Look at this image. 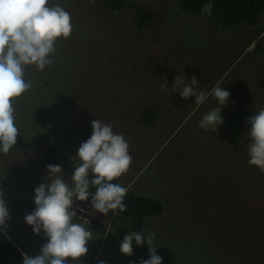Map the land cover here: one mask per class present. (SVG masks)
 Returning <instances> with one entry per match:
<instances>
[{
    "label": "rangeland",
    "instance_id": "rangeland-1",
    "mask_svg": "<svg viewBox=\"0 0 264 264\" xmlns=\"http://www.w3.org/2000/svg\"><path fill=\"white\" fill-rule=\"evenodd\" d=\"M61 1L86 13L88 18H78L89 24L82 28L71 18L78 27V32L72 27L74 41L64 38L57 50V40L55 63L46 71L54 73L57 64L68 68L69 78L82 85V97L72 93L78 104L56 129L51 119L38 126L22 121L21 97L14 99L16 125L25 129L27 143L0 154V191L10 215L0 228V243L8 236L24 253L39 254L47 238L25 221L36 207L35 188L46 182L38 161L54 145L70 182L71 158L99 119L112 122L130 144L132 164L116 181L164 206L162 216L145 220L163 264H264V172L248 164V155L240 156L245 141L227 137L226 121L218 131L200 127L203 115L218 106L215 98L198 106L195 97L183 99L172 85L178 75L189 83L195 76L200 90L219 83L231 93L222 106L224 119L235 110H246L248 119L264 108V14L258 33L248 26L221 28L183 11L181 0H124L121 12L106 9L103 0ZM130 4L153 12L155 20L139 30ZM34 67L26 68L27 80ZM166 79L167 91L161 92ZM147 108L158 113L153 127L140 123ZM74 222L92 231L93 239L87 254L69 264L133 263L135 245L132 256L120 252L121 241L133 231L125 214L96 216L97 225L76 214Z\"/></svg>",
    "mask_w": 264,
    "mask_h": 264
},
{
    "label": "clouds",
    "instance_id": "clouds-1",
    "mask_svg": "<svg viewBox=\"0 0 264 264\" xmlns=\"http://www.w3.org/2000/svg\"><path fill=\"white\" fill-rule=\"evenodd\" d=\"M209 0L201 8L208 16L213 14ZM72 34L71 14L59 3L50 0H0V154H8L17 144L19 129L13 101L29 91L33 83L25 78L26 68L35 66L44 71L54 65L55 44L61 37ZM167 79L160 86L168 88ZM173 89L185 100L195 97V104L202 105L209 97L215 98L217 107L203 115L199 124L205 131H218L225 119L222 106H226L231 93L216 84L211 90L197 88L193 76L186 82L180 75L174 78ZM247 138L248 164L264 172V108L250 116ZM92 135L82 142L77 154L71 158L74 171L70 182L64 178L60 165H48L45 183L35 188V210L25 216L26 223L39 235L47 238L39 254H22V264H69L81 260L88 252L93 233L83 223L74 222V205L89 202L91 212L107 216L110 212L126 211L124 198L127 189L114 180L125 174L132 164L130 144L122 133L114 131L112 122L92 121ZM95 188V191L90 189ZM9 209L5 193L0 191V228L6 227ZM146 231V230H145ZM155 233L146 236L141 231H131L120 243V252L132 256L135 246L149 248L150 258L139 264H163V258L153 246ZM103 264V262H102Z\"/></svg>",
    "mask_w": 264,
    "mask_h": 264
},
{
    "label": "trees",
    "instance_id": "trees-1",
    "mask_svg": "<svg viewBox=\"0 0 264 264\" xmlns=\"http://www.w3.org/2000/svg\"><path fill=\"white\" fill-rule=\"evenodd\" d=\"M208 2L209 0H181L182 10L201 16L225 29L248 26L256 28V32L258 33L263 31L261 23L264 14V0H211L214 5L212 10L213 14L211 16L201 12L202 6ZM56 3L63 4L61 6H65V10L71 14V18H77L76 23L80 25V27L83 28L89 24L87 20H85L84 23L79 20V18H88L86 13H83L82 11L75 13L66 1H50V4ZM103 7L112 12H121L127 7V4L124 0H103ZM130 7L136 14L135 23L139 30H143L155 20V14L153 12L143 9L135 4H130ZM71 22L72 27L78 32V27L75 26L73 19H71ZM72 38L73 37L65 38V40L67 39L66 42L63 37L59 38L58 40L61 44H58L57 50H59L63 41L65 43L73 42L74 38ZM57 66L54 73H50L49 71H46V69L37 72L36 68H33L35 73L30 75V77H33L30 79L33 86L21 96V101L18 102L19 117L22 121H30L33 126H35V124H33V122H35L38 126V124L45 125L46 120L51 119V122H53L52 126L56 129L59 123L66 120L68 114L75 109V106L78 104V99H81L82 97L80 96L82 85H76L74 83L75 81L69 78L70 70H68V68ZM74 92L79 94V98L75 101L73 100L74 97H71ZM246 116V110H235L225 119L226 123L224 130L231 132V134L225 133L227 137L234 140L239 138L240 141H245L243 142L244 147H242L240 156L248 155L249 140L246 134L250 130V126L246 123ZM139 119L142 126L153 127L158 120V113L153 109H143ZM238 125L241 127L238 128ZM233 126H235V128ZM24 130L19 129L17 144L13 146V150H20L26 145L27 134ZM226 140H228V138ZM224 159H228V157H225ZM48 165L62 166L58 150L52 144L45 148L42 158L38 161V167L43 171L47 172ZM113 183L118 182L114 180ZM240 184L242 186V183ZM243 186H246V184H243ZM90 190L94 192L95 188ZM245 192H247V188ZM124 204L126 206V211L122 213L131 219L133 231H141L145 236L149 233L145 227V220L151 217H160L165 212L164 206L159 200L148 196L138 195L132 190L127 191L124 198ZM149 258V248L147 244L142 247L135 246V254L132 264H139L141 259L147 260ZM0 261L11 262L12 264H22L23 255L11 244L0 243Z\"/></svg>",
    "mask_w": 264,
    "mask_h": 264
},
{
    "label": "crops",
    "instance_id": "crops-1",
    "mask_svg": "<svg viewBox=\"0 0 264 264\" xmlns=\"http://www.w3.org/2000/svg\"><path fill=\"white\" fill-rule=\"evenodd\" d=\"M74 207H75V205H74ZM79 208H80V211L81 212H83V214H85V216H82V214L81 215H79V217L80 218H82V219H84V221L85 222H87L88 224L89 223H91L92 225H97L96 223V216L92 213V212H90L88 209L87 210H85V209H81V206H79ZM76 209V208H75ZM110 214V213H109ZM78 215V214H77ZM87 215V216H86ZM112 215H114V213H112ZM87 218H90V221L89 220H87ZM89 221V222H88ZM96 222V223H95ZM91 226V225H90ZM6 238H7V240H5L6 242L5 243H9V244H11L13 247H15L16 249H18L19 250V252L21 253V254H27V253H24L23 251H22V249L18 246V245H16L12 240H11V238H9L8 236H6ZM11 263V262H10Z\"/></svg>",
    "mask_w": 264,
    "mask_h": 264
},
{
    "label": "water",
    "instance_id": "water-1",
    "mask_svg": "<svg viewBox=\"0 0 264 264\" xmlns=\"http://www.w3.org/2000/svg\"><path fill=\"white\" fill-rule=\"evenodd\" d=\"M77 204H79V206H81V209H85V210H87L88 208H87L86 204H89V206H90V208H91L90 200H89V202H80V201H78ZM74 208H76V209H75V210H76V214H78V215H81V214H82V216H85V214H83V212L80 211V208H79V207H76V205H75ZM88 210L90 211L91 209H88ZM99 214H101V216H104V214H102V213H99ZM86 216H87V215H86ZM95 223H96V222H95Z\"/></svg>",
    "mask_w": 264,
    "mask_h": 264
},
{
    "label": "flooded vegetation",
    "instance_id": "flooded-vegetation-1",
    "mask_svg": "<svg viewBox=\"0 0 264 264\" xmlns=\"http://www.w3.org/2000/svg\"><path fill=\"white\" fill-rule=\"evenodd\" d=\"M86 206H87L88 209H91L90 206H89V204H86ZM91 211H92V210H90V212H91ZM95 216H100V217H102L101 214H99V213H96Z\"/></svg>",
    "mask_w": 264,
    "mask_h": 264
}]
</instances>
